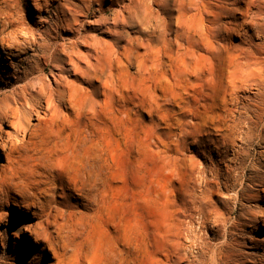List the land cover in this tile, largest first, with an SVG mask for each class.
<instances>
[{
  "label": "bare ground",
  "instance_id": "bare-ground-1",
  "mask_svg": "<svg viewBox=\"0 0 264 264\" xmlns=\"http://www.w3.org/2000/svg\"><path fill=\"white\" fill-rule=\"evenodd\" d=\"M21 1L0 0V118L2 128L11 120L14 140L42 113L60 116L79 92L88 93L91 114L105 119L110 134L134 133L143 112L153 134L177 130L170 169L176 180L187 177L184 194L173 186L170 208L120 245L115 264H251L246 224L264 226V211L243 207L231 226L228 216L240 200L254 201L244 190L241 151L264 117V0H110L120 6L112 22L103 6L88 19L93 0H33L37 21L15 16ZM54 7L55 21L42 17ZM134 23L127 40L134 53L125 61L139 82L124 85L127 32L118 29ZM220 56L225 71L214 79L209 68ZM42 63L59 71L55 88L33 80ZM180 66L183 76L173 72ZM174 84L183 91L171 93ZM100 89L102 102L93 97ZM109 149L89 148L72 177L60 162L41 175L0 176V264H87L84 228L110 219L107 208L123 189ZM20 228L33 247L14 242L7 252L8 233Z\"/></svg>",
  "mask_w": 264,
  "mask_h": 264
},
{
  "label": "rangeland",
  "instance_id": "rangeland-1",
  "mask_svg": "<svg viewBox=\"0 0 264 264\" xmlns=\"http://www.w3.org/2000/svg\"><path fill=\"white\" fill-rule=\"evenodd\" d=\"M117 4L110 0H104L103 2L93 0L90 18L88 19L94 20L97 18L99 13L96 9L103 6L105 8L109 7L103 12V15L109 19V22H112L115 11L120 7ZM57 9L55 7L49 9V14L43 12L42 17L55 21L58 14ZM33 11H35L33 0H22L17 7L15 16L24 15L28 19L30 16L29 20H39L38 18H33L36 15V13L33 14ZM137 29V23H134L130 27L118 29V31L127 32L121 41V45L126 47L123 51V58H125L121 67L122 83L124 85L139 82V78L135 77L134 71H136V68L134 63L127 66L125 61L126 57L132 56L134 53L132 47L127 44V40L136 35ZM231 40L236 47L240 45V38L238 36H233ZM214 59V65L209 69L213 78L217 79L225 71L223 66L225 59L224 56ZM23 67L26 68L27 64H23L22 69ZM185 71L186 69L180 66L175 67L173 72L178 76H183L185 75ZM58 73L59 71L51 65H44L42 63L41 71L34 74L35 79L33 80L36 81V77L41 76L52 88H55L57 85L56 79L59 77ZM161 73L159 72L157 76ZM62 78L70 80L69 76L67 78L63 76ZM163 87L164 89L169 88V91L173 94L183 91L175 84L167 88L165 85ZM87 95V92L77 93L73 98L70 108H63L60 116L42 113L41 119L32 120L31 126L27 133H25V137L17 140H14L11 120L6 119L3 123L4 128H2L0 118V131L4 132L2 134L3 139L0 140V176L12 173L23 177L41 175L45 171L49 172L53 170L58 162H60L59 164L62 163L61 167L63 170L67 175L72 177L77 171L82 155L88 152L89 148H110L109 154L113 156L114 160L116 159L115 163L120 167L122 174L123 189L121 197L118 201H113L107 208L110 219L94 223L92 227L89 225L85 226L83 242L87 251V264H115L118 254L117 250L120 245L131 240V238L133 239L131 237L133 234L135 236L138 233L144 232L148 219H153L156 214L165 211L168 207L170 208L174 187H176L179 197L184 194L187 177L181 175L178 178L179 180H176L170 169V154H173L170 148H174L171 144H174L178 138V136H175L177 130H173L170 136L166 134L168 131L163 130V128L159 129L156 134H153L149 126V115L143 112L138 116L140 123L134 133L110 134L108 130L109 125L105 124V119L101 117L96 118L95 115L91 114L92 102L91 99L87 98ZM93 97L98 102L104 100L101 89ZM64 118L65 120H63ZM211 131L215 133L214 129H211ZM252 132L253 140L247 142L245 149L241 151V160H243L241 171L245 178V193L247 197L252 196L254 201L251 203L244 200L239 201L235 212L228 216V224L230 226L238 221L237 217L239 214L244 215L246 211L243 210V207H247L249 210L255 209L257 211L261 209L264 211V117L256 119ZM12 143H15V146ZM167 144L171 145V147H166ZM192 147V145L188 144L183 148ZM184 165L186 166L185 162ZM33 180L36 179L32 178L30 182ZM174 181H177V183L175 184ZM137 200H140V202L138 203ZM233 206L234 202L231 201L229 207ZM117 217L121 218L117 219ZM126 218L132 220L130 225H127ZM136 222L139 223L136 224ZM118 224L122 225L118 227ZM251 228L249 223L246 224L248 235L245 236L244 242L246 247H250L251 264H264V226L262 222H259L256 227ZM23 231L24 229L20 228L19 231L14 230L12 234L8 233L9 240L6 241L7 252L12 251L14 242L19 244L25 251L31 250L34 241L29 236L23 235Z\"/></svg>",
  "mask_w": 264,
  "mask_h": 264
}]
</instances>
